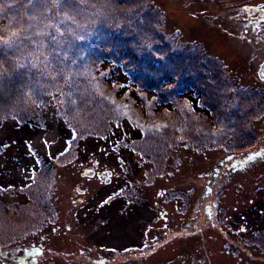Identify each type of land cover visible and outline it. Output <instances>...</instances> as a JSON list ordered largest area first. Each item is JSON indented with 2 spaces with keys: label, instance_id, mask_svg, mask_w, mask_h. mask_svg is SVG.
I'll use <instances>...</instances> for the list:
<instances>
[{
  "label": "rangeland",
  "instance_id": "obj_1",
  "mask_svg": "<svg viewBox=\"0 0 264 264\" xmlns=\"http://www.w3.org/2000/svg\"><path fill=\"white\" fill-rule=\"evenodd\" d=\"M167 1L0 0L9 235L30 230L36 205L41 224L57 218L61 236L75 239L92 208L84 240L111 264H264V81L255 60L241 58L264 20L253 37L233 12L247 0H216L219 12L200 18ZM96 167L112 181L83 175ZM176 198L198 204L201 238L181 248L161 232L146 244L147 212L173 209ZM219 219L233 220L242 239ZM257 226L263 234L251 237Z\"/></svg>",
  "mask_w": 264,
  "mask_h": 264
},
{
  "label": "flooded vegetation",
  "instance_id": "obj_2",
  "mask_svg": "<svg viewBox=\"0 0 264 264\" xmlns=\"http://www.w3.org/2000/svg\"><path fill=\"white\" fill-rule=\"evenodd\" d=\"M173 2L177 3V12L186 11L188 17H190L191 15H195L200 18L199 16H201V10H205L208 16L210 15L211 17H214L219 12L217 11V7H220V5L217 4L218 2L216 0H171V2L167 1V3H169L170 5H172ZM201 3L203 9L201 7ZM237 3L239 2L237 1ZM242 3L243 4H240L237 7L241 10L233 12L237 14L238 21H242L241 23L244 26L243 28L245 33L247 35H253V37H255L256 31L260 27V22L264 20V0H247L246 2ZM163 9V13L167 14V10L169 11L170 8L166 6L165 3ZM205 11H203V13H205ZM224 22L225 25H229V23H231L229 21ZM251 40L252 39L248 40L247 42L248 45L250 44V47L253 49V53L251 55L248 54L245 56H241V58H243L242 61L247 62L246 58L253 61L255 60L254 64L260 66L264 62V34L259 37V39L257 38L253 41ZM253 45H255V47ZM227 54L228 51L226 53V56ZM238 58H240V56L235 55L232 62L236 64L237 62L241 61ZM87 174H89V176H87L86 178L93 179L97 176L99 178L103 177L105 179L104 181H106V177L104 176L103 170H100L97 167L95 169H88ZM112 177L113 176H111L110 178L108 177L107 179H109L111 182ZM78 193L83 194L84 190L78 189ZM163 196L165 198V195ZM175 201L176 203L173 206V209L168 210L169 208H164V210L162 211V204L160 205L162 206L161 210H159L160 206L159 204H157L155 207L156 209L152 211L154 213L147 212L146 220L144 219L146 221V224L148 223V231H145L146 244L149 242L151 237H154L157 235V233L161 232H164L166 234L165 236L169 237V242H177V244H179L181 248H186L188 241L201 238V236H199V233L201 232V227L198 204L187 203L184 205H180L177 201V198ZM190 206L192 207L191 213L185 210ZM33 210V216L35 218L32 221V224L29 225L30 230L26 233L24 229H21V231H14V233L9 235V223L7 219V214H4L2 217H0V264H111L112 262H114V259L112 257L105 256L104 252L102 251L103 249H101V251L99 250V245L97 247H93L94 243L88 244L84 240L85 233L88 227H90L92 223L95 222L92 216H88L89 212L92 213V208H88V213L83 215L82 217L84 219L82 221V228L85 231L82 234H79L78 236H73L75 237V239H69L66 236H61L63 228L60 225L59 219L56 218L49 224H41L37 215L39 212V207H36L35 205ZM224 210H226V208H224ZM155 216L156 219H154ZM190 216H192V219L194 220V223L192 225L189 224L188 220ZM240 217L241 222L239 224L244 228V231H246V228L249 229L248 225H246V223L244 222L248 218L246 209H242ZM89 218H91L92 220H89ZM160 218H162L163 222L161 226L157 228L158 224L151 225L152 222L159 223ZM258 219L261 220V214L258 216ZM219 220H217V223H222L220 227H227L226 231L228 233L234 232L236 233L237 240L242 239V236L239 235L240 230L237 229L235 223L231 222L233 220ZM248 223L250 222L248 221ZM168 224H171L170 230L168 227H166ZM207 226L210 228L212 227V224L205 223V227L202 229V231L206 230ZM220 227L218 229L222 231ZM67 229H69V227H67ZM262 230L263 229L260 226H257L255 232L250 234L251 237H255L259 234L262 235ZM50 231H52V233ZM170 231L172 234L170 233ZM48 232H50L49 235ZM57 234L60 235L57 236ZM173 238H176L177 240L173 241ZM229 239L230 238H228V240ZM209 240L213 241L214 243V240H212L211 237ZM92 241L93 240L91 239L90 242ZM182 243L184 244V246L182 245ZM95 251L98 252V254L100 255H95ZM179 252L180 250L178 251V254ZM229 253L232 255L238 254L237 252L230 251ZM223 255L225 254H219L220 257ZM232 255L227 256L232 258ZM178 258L180 259L179 263H173L171 261H168L167 264H194L193 261L189 260L191 259L190 256H178ZM216 262L218 263V258H216Z\"/></svg>",
  "mask_w": 264,
  "mask_h": 264
},
{
  "label": "water",
  "instance_id": "obj_3",
  "mask_svg": "<svg viewBox=\"0 0 264 264\" xmlns=\"http://www.w3.org/2000/svg\"><path fill=\"white\" fill-rule=\"evenodd\" d=\"M258 76L261 80L264 81V62L260 65L259 71H258ZM83 175L89 176V174H87V172H85ZM113 175V173L111 171H107L106 173H104V176L106 177V181L105 183H109L110 180L107 179L108 177L110 178Z\"/></svg>",
  "mask_w": 264,
  "mask_h": 264
},
{
  "label": "trees",
  "instance_id": "obj_4",
  "mask_svg": "<svg viewBox=\"0 0 264 264\" xmlns=\"http://www.w3.org/2000/svg\"><path fill=\"white\" fill-rule=\"evenodd\" d=\"M128 9V8H127ZM137 9H138V7H136L135 9H132L131 7H130V10H126V11H129L130 12V14H131V16H133L134 14L135 15H137L138 14V11H137ZM133 14V15H132ZM118 68L116 65H114V66H111L110 67V69L111 70H114V71H116V69ZM122 85H124V84H122ZM230 168L232 167L231 165L229 166Z\"/></svg>",
  "mask_w": 264,
  "mask_h": 264
}]
</instances>
